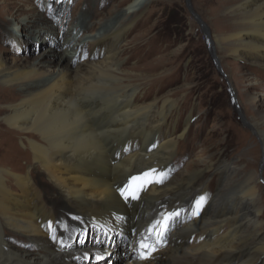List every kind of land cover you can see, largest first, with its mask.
<instances>
[{
  "label": "bare ground",
  "instance_id": "6f19581e",
  "mask_svg": "<svg viewBox=\"0 0 264 264\" xmlns=\"http://www.w3.org/2000/svg\"><path fill=\"white\" fill-rule=\"evenodd\" d=\"M149 1L134 0L128 11L106 20H79L60 53L47 50L52 60L9 65L0 55V155L22 156L38 170L18 175L0 161V264H72L71 256L84 249H92L94 260L107 252L101 255L104 263L113 262L120 248L112 235L78 245L64 233L68 222L77 226L109 216L132 230L124 264H264L258 219L264 215L259 184L264 173L259 177L257 169L237 161L215 165L211 155L172 186L163 185L189 120L178 135L175 103H141L139 86L127 84L118 48L131 28V14ZM16 10L12 44L24 34L37 37L39 30V15L22 6ZM217 12L225 13L221 22L238 18L225 41L229 53L264 69V0H218ZM216 45L219 50L218 40ZM86 46L91 58L72 70ZM249 100L253 106L254 98ZM245 123L262 146L264 170V120ZM177 211L165 227V217ZM5 228L28 241L38 238L43 250L34 261L30 252L8 244ZM54 230L56 249H47Z\"/></svg>",
  "mask_w": 264,
  "mask_h": 264
},
{
  "label": "rangeland",
  "instance_id": "374dc122",
  "mask_svg": "<svg viewBox=\"0 0 264 264\" xmlns=\"http://www.w3.org/2000/svg\"><path fill=\"white\" fill-rule=\"evenodd\" d=\"M133 1L0 0V55L9 65H13V61L24 66L52 60L47 50L60 53L76 22L106 20L120 10L128 11ZM217 1L150 0L140 12L131 14V28L119 41L118 48L123 58L121 68L127 76V84L139 86L137 96L142 99L141 103L148 105L156 102L158 107L167 102L175 103L177 108L173 118L178 135L189 120L184 137L177 140L175 160L163 181L166 187L178 182L183 174L190 173L203 158L209 161L211 155L210 162L215 165L237 161L251 171L257 169L259 177L264 173L260 163L262 146L245 123L255 118L264 120V69L236 60L229 53L225 41L230 39L238 18L230 17L221 22L220 17L225 13H216ZM21 6L39 15V22L35 23V28L39 30L35 34L37 37H28L23 33L20 41L12 44L8 39L11 18ZM24 18L25 15H21L18 22ZM201 25L207 29L213 42L212 48L207 44ZM89 57L86 46L83 56L71 65V69L75 70L80 63L89 61ZM251 98H254L253 106ZM20 157L5 154L0 155V161L5 164V169L18 175H24L29 169L38 172L34 163L24 162ZM18 163L24 165L23 170L14 169ZM216 181L214 178V188ZM259 184L264 191V177L262 179L261 176ZM109 217L106 221H91L77 226L68 222L64 233L71 237V243L78 245L100 234L108 238L112 235L113 239L119 240L117 246L120 248L114 261L104 263L101 255L107 252L97 253L93 258L103 264H124L132 230L129 229L128 233L126 224L118 226ZM258 219L259 229L264 232V215H259ZM54 223L58 225L56 221ZM95 224L108 225L107 230H101ZM4 233L8 244L30 252L32 257L28 258L32 261L36 259L35 254L43 250L38 238L28 241L10 228H5ZM55 233L54 230L49 235L51 241L45 248L56 249ZM91 250L75 252L71 256L72 264L93 263Z\"/></svg>",
  "mask_w": 264,
  "mask_h": 264
},
{
  "label": "snow or ice",
  "instance_id": "6c2138e0",
  "mask_svg": "<svg viewBox=\"0 0 264 264\" xmlns=\"http://www.w3.org/2000/svg\"><path fill=\"white\" fill-rule=\"evenodd\" d=\"M145 175H147V174H145ZM201 199H203V197H201ZM199 202L200 201H197V204H199ZM198 214V213H197ZM179 216V212L177 211V212H174V213H172V214H170L169 216H166L165 217V227H167L168 226V224L169 223H171V221L174 219V218H176V217H178ZM141 247L142 248H144V249H147L148 247H149V245H145V244H141ZM143 258H145V259H147V258H149L148 256H147V254H145L144 256H143ZM99 259V258H98Z\"/></svg>",
  "mask_w": 264,
  "mask_h": 264
},
{
  "label": "water",
  "instance_id": "95a60500",
  "mask_svg": "<svg viewBox=\"0 0 264 264\" xmlns=\"http://www.w3.org/2000/svg\"><path fill=\"white\" fill-rule=\"evenodd\" d=\"M189 6V5H188ZM189 8H190V6H189ZM196 19H197V17H196ZM198 20V19H197ZM202 26V29H203V31H204V33L206 34V36H207V38H208V32H207V29L203 26V25H201ZM208 39H207V44H208ZM215 59V58H214ZM216 60V59H215Z\"/></svg>",
  "mask_w": 264,
  "mask_h": 264
}]
</instances>
